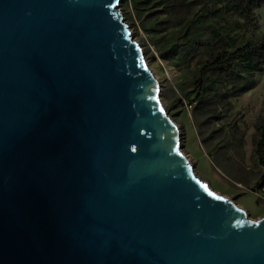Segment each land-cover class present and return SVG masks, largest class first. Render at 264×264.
<instances>
[{"label":"water","instance_id":"95a60500","mask_svg":"<svg viewBox=\"0 0 264 264\" xmlns=\"http://www.w3.org/2000/svg\"><path fill=\"white\" fill-rule=\"evenodd\" d=\"M120 2L0 0V264H264V217L195 174Z\"/></svg>","mask_w":264,"mask_h":264},{"label":"rangeland","instance_id":"374dc122","mask_svg":"<svg viewBox=\"0 0 264 264\" xmlns=\"http://www.w3.org/2000/svg\"><path fill=\"white\" fill-rule=\"evenodd\" d=\"M232 2L121 0L118 11L142 49L144 61L159 80L161 100L178 126L180 149L195 174L213 191L244 208L249 219H260L264 217V181L261 179L264 168L253 155L252 138L255 122L260 113H264V70L255 74L256 84L252 89L231 100V110L219 111L221 114L213 118L202 113L196 116L193 114L196 105L193 80L199 66L196 61L186 65L180 55V46L192 32L204 41L210 39L212 31L238 40L251 36L249 32L244 35L239 28L243 22L240 11L228 9ZM252 16L256 34L263 33L264 4L254 9ZM190 103L193 104L190 106ZM234 129L237 130L235 135L242 137L239 146L232 137ZM208 150L218 151L226 159L215 155L213 163Z\"/></svg>","mask_w":264,"mask_h":264},{"label":"trees","instance_id":"16d2710c","mask_svg":"<svg viewBox=\"0 0 264 264\" xmlns=\"http://www.w3.org/2000/svg\"><path fill=\"white\" fill-rule=\"evenodd\" d=\"M263 4L264 0H233L228 8L240 11L243 22L239 24V28L244 35L246 32L251 33L249 38L246 35L240 40L236 37L231 39L212 31L210 39L204 41L198 38V34L192 32L182 47L180 46L182 62L188 65L196 61L199 66L193 80V86L196 87L194 115L209 114V117L213 118L219 116L220 112L226 113L232 109L233 98L255 86V74L264 70V32L256 34L257 27L252 11ZM193 103H190V106ZM236 131L232 130V137L237 139L239 146L242 144V137H237ZM205 141L206 138L203 139V142ZM227 142L229 144L231 140ZM252 145L257 163L264 168L263 112L255 122ZM213 152L215 153L213 150L207 152L213 163L215 155L219 159L220 157L226 159V156L220 155L218 151L215 154ZM261 179L264 181V175Z\"/></svg>","mask_w":264,"mask_h":264}]
</instances>
